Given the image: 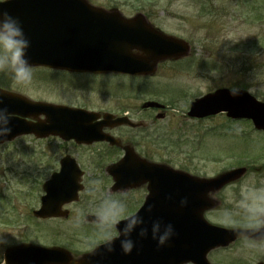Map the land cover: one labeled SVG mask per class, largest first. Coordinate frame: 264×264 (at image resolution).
<instances>
[{
  "label": "rangeland",
  "instance_id": "374dc122",
  "mask_svg": "<svg viewBox=\"0 0 264 264\" xmlns=\"http://www.w3.org/2000/svg\"><path fill=\"white\" fill-rule=\"evenodd\" d=\"M91 1L106 7L116 6L126 15L151 13L149 17L155 24L188 41L192 53L179 61L164 62L153 77L66 74L35 68L30 83L21 84L13 79L15 87L22 86L25 94L34 99H71L77 105L88 102L87 106L94 110H118L147 99L171 103L175 98L176 104L169 115L159 121V158L186 166L192 173L215 176L230 169L231 165L239 166L246 158L256 160L255 155L260 154L258 162L243 164L248 167V172L240 181L213 195L219 205L206 217L214 224L228 227L261 225L259 213L264 211L263 135L259 132L252 135L249 127L242 123H230L231 129L223 126L227 120L224 115L196 123L187 119L183 111L194 97L220 86L241 88L249 83L253 87L247 89L264 100V47L258 42L259 35L264 41V0ZM257 14L263 19H256ZM162 88L170 91L165 93ZM173 89L181 92L174 96L170 93ZM181 133L184 140L170 144L171 139H177ZM199 133L205 134L200 146ZM63 147L67 148V144L64 145L62 140H45L32 134L0 145V191L5 195L0 197V258L6 247L24 240L42 245L71 242L78 252L89 250L95 243L112 236L113 225L105 218L120 219L133 211L132 206L127 210L128 206L116 197L109 199L106 190L100 191L101 185L94 179L98 175L104 176L105 168L89 158L90 152L99 146L88 149L82 146L75 148L74 153L85 168L86 188L80 200L71 204L72 217L42 223L33 221L32 210L41 203L42 183L52 170L57 169L54 151L60 154ZM94 188L101 198L97 203L88 197ZM120 205L124 206L122 212ZM86 213L99 214L107 226L70 231L74 225H83L84 218L81 217ZM36 224L47 230L43 231ZM57 227L60 229H55ZM208 256L213 264H257L264 262V240L241 237L227 247L212 250Z\"/></svg>",
  "mask_w": 264,
  "mask_h": 264
},
{
  "label": "water",
  "instance_id": "95a60500",
  "mask_svg": "<svg viewBox=\"0 0 264 264\" xmlns=\"http://www.w3.org/2000/svg\"><path fill=\"white\" fill-rule=\"evenodd\" d=\"M4 11L17 17L25 28L24 32L30 40L26 52L30 64L80 71L116 69L147 74L156 70L159 60L173 56L179 58L188 49L184 41L158 31L141 15L124 18L114 9L104 10L90 5L87 0L6 1L0 3V13ZM134 49L142 54L132 53ZM26 105L37 114L44 112L49 118L48 130L51 131L40 132L41 136L50 132L59 134V127L66 126L71 134L67 138H102L87 134L82 121H72L75 124L69 120L51 119L59 112L78 114L79 110L45 103L30 102ZM222 110L232 116L253 117L258 126L264 127V103L257 102L246 91L218 89L193 102L191 113L205 115ZM14 112L19 113L17 109ZM9 127L11 132L0 135V142L19 133L42 130L23 123L18 117L10 118ZM158 169L159 190L148 206L157 212L153 216L140 212L143 223L127 236L122 231L127 219L120 222L121 235L96 248L90 257L93 264H211L207 259L209 251L229 245L240 235L264 238V228H225L209 223L203 215L206 209L215 205L204 192L219 189L224 183L240 176L243 170L214 179L191 177L190 184H185L182 171H173L163 165H159ZM195 187L205 190L203 193L188 190ZM155 222L160 223L159 233H163L168 224L174 229L162 246L158 245L157 239H153ZM142 229L146 230L144 235H141ZM125 239L134 242V247L128 253L121 247V241Z\"/></svg>",
  "mask_w": 264,
  "mask_h": 264
},
{
  "label": "flooded vegetation",
  "instance_id": "af4514ba",
  "mask_svg": "<svg viewBox=\"0 0 264 264\" xmlns=\"http://www.w3.org/2000/svg\"><path fill=\"white\" fill-rule=\"evenodd\" d=\"M23 87L19 85V88H16L14 85L13 80V74L10 71H0V100L6 99V95L3 94L7 91L14 92V90L21 92V94L25 93L23 91ZM8 93V92H7ZM142 102H136L134 105H130L129 107H121L118 110H105L102 108H98L100 113L109 112L114 113L115 117L118 116H127L130 121L121 125H118L115 123L114 119L110 122L103 123V116L99 118L98 120H94L93 124H97L96 126H99L101 130H103L105 133L110 134L116 138L115 144H112L110 141H99L93 143V145H98L99 147L96 149H93L90 152V160L96 161L94 164L104 165L105 168V175L96 177L94 181L98 182L100 186V191L106 190L108 192L109 199L115 198L116 200H119V202L126 204L127 210L133 207V212L138 210L147 194L149 193V181L143 180L146 175V172H142L140 178L136 180H132L133 188H125L121 191H113L112 189H115L113 186V178L108 173L109 167L116 162L123 160L126 158V165L125 168H136V167H143L146 163H158L160 162V158L158 155V140H159V118L158 113L162 111L165 114V117L168 116L169 110L171 108L170 104H166V107L158 108V107H145L143 108L141 106ZM85 106V105H84ZM126 106V105H122ZM202 119H197V122H201ZM262 134H264V131H260ZM67 144V148L63 147L61 148L63 152L60 154H57L56 150L54 151L55 154V165L57 169H60L62 166L63 158L66 155L73 156L77 163L80 165V167L85 171V168L82 167L80 164L79 157L74 153V149L76 148V143L74 141H68L64 142V145ZM170 162V161H167ZM71 162L64 161V164L66 167H70ZM179 168L188 170V167L186 166H180ZM100 174V172L98 173ZM122 175L129 174V172L122 171ZM97 175V174H95ZM85 173L83 176L84 181ZM84 183V182H83ZM85 184V183H84ZM86 188V185H85ZM51 190V188L49 189ZM87 190V189H86ZM48 191V190H47ZM85 189L83 190V192ZM82 192V193H83ZM44 196V193H43ZM42 196V197H43ZM113 196V197H111ZM57 198H61V195H55ZM89 199L92 200V202L97 203L98 200L101 198L98 197V194L96 192V188L91 190V193L88 195ZM76 202H69L62 206V210H64L65 217H51V218H39L41 221H47V220H55L59 221L63 218H70L73 215V210L70 208L72 203ZM64 215V214H62ZM91 215H97V213H86L85 215H82L81 218H84L83 225H74L69 230L72 232L75 231H89L93 228L92 225L89 224H96V222L93 220L95 218L91 217ZM43 231H46L47 229L42 227ZM60 229V228H55ZM27 242V241H23ZM58 243L52 244V246H57ZM59 246H63L70 250L71 255L73 259H77L80 255H82V252H78V250L73 246L71 242L66 243L65 245L58 244ZM65 260V259H64ZM63 260V261H64ZM63 263V262H61ZM0 264H8V262L4 258V252L2 258H0ZM28 264H60L56 262H37V261H30Z\"/></svg>",
  "mask_w": 264,
  "mask_h": 264
},
{
  "label": "clouds",
  "instance_id": "9594fccd",
  "mask_svg": "<svg viewBox=\"0 0 264 264\" xmlns=\"http://www.w3.org/2000/svg\"><path fill=\"white\" fill-rule=\"evenodd\" d=\"M5 2L6 0H0V3ZM29 47L30 40L24 32L20 20L7 11L0 13V71H10L13 74V79L21 84L30 83L33 76L32 65L26 56ZM10 117L7 108L0 109V135H7L11 132L12 129L9 127ZM123 207V205L119 206L120 212L123 211ZM117 216H119V212ZM105 219L108 220L110 225L119 223L117 217ZM142 223L143 219L139 214L128 217L122 231L127 236L135 230L137 225ZM159 230L160 223L155 222L152 228L153 239H157L158 245L162 246L173 234L174 229L171 224H168L163 233H159ZM145 232L146 230L142 229L141 235H144ZM108 238L111 239V236L109 235ZM121 247L125 253H128L134 247V242L131 239L122 240Z\"/></svg>",
  "mask_w": 264,
  "mask_h": 264
}]
</instances>
